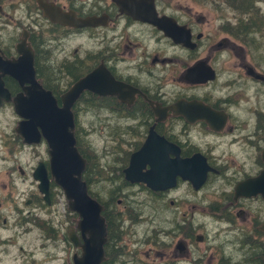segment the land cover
<instances>
[{
  "label": "flooded vegetation",
  "instance_id": "flooded-vegetation-1",
  "mask_svg": "<svg viewBox=\"0 0 264 264\" xmlns=\"http://www.w3.org/2000/svg\"><path fill=\"white\" fill-rule=\"evenodd\" d=\"M37 1L77 18L94 17L99 24L73 27L51 22ZM123 1L0 0V61L14 62L20 51L30 50L36 83L51 93L59 107L74 84L96 71L93 90H82L70 106L74 136L78 129L85 136L99 129L106 137L115 134L117 128L111 125L114 116L125 123L114 126L129 131L126 139L108 137L113 145L108 150L112 158L123 159L120 166L116 164L117 168L109 170L112 160L109 165L100 163L108 178L115 175L123 182L109 197L90 191L89 187L96 190L101 179L93 181L95 167H89L85 158L82 177L90 198L101 206L105 225L104 260L100 264L124 259L128 244L130 248L137 243L135 229L140 225L139 208L144 203L132 199L137 195L151 204L150 243L163 253L156 256H167L163 263L200 264L211 250L215 264H264V200L258 193L245 196V190L239 187L247 181L252 183L264 167V63L258 59L260 44L256 46V41L264 40V11L259 6H264V0L255 1L249 8L230 6L224 0H210L204 6L203 0H196L197 10L187 6L171 10L162 0H134L133 9L138 11L134 16L123 12L130 7H124ZM151 16L163 17L161 22L165 24L174 21L182 29L177 34L180 42H173L151 21L142 20ZM199 76L206 81H199ZM230 76L231 83L227 80ZM28 86L20 85L11 73L0 69V166L4 169L0 170V190L9 194L17 193L18 185L29 178L38 191V182L33 178L36 167L26 172L20 157L24 159L26 147L47 146L44 140L26 145L17 131L23 118L15 111L16 99ZM246 90L253 91L255 102L250 96L242 99ZM129 112H137V116L133 118ZM78 122L83 126L77 128ZM146 141L149 146L145 156L135 160L136 169L141 174L149 172L151 178L164 172V189L155 191L125 180L123 170L131 155L139 153ZM191 159L204 160L208 167L198 188L179 174ZM43 162L49 179L48 202L40 193H33L25 201L39 208L56 205L57 188L47 160ZM210 189L215 191V200L200 206L205 208V217L200 213V219H192L191 212H185L188 197L199 198ZM41 211L24 214L17 210L19 224L30 222L32 227L41 228L43 246L60 245L61 251L68 254L65 264H73V257L81 256V248L71 237L75 234L82 243L78 215L69 212L64 220L55 222L57 212L43 219ZM164 212L169 215L167 231L157 229L153 220L157 213ZM238 221L245 224L238 226ZM203 222L211 224L213 231ZM6 224L7 220L2 219L1 227L8 229ZM199 228L201 234H197ZM230 233L234 235L228 238ZM129 235L127 241L125 236ZM162 237L163 242H159ZM10 242L0 241L4 246ZM195 242L207 245L194 263L189 252Z\"/></svg>",
  "mask_w": 264,
  "mask_h": 264
},
{
  "label": "water",
  "instance_id": "water-1",
  "mask_svg": "<svg viewBox=\"0 0 264 264\" xmlns=\"http://www.w3.org/2000/svg\"><path fill=\"white\" fill-rule=\"evenodd\" d=\"M37 2L38 7L43 11V15L51 22L73 27L99 24V21L94 17L77 18L73 14L69 15L62 12L52 4H45L42 1ZM123 3H125L124 7L130 6L123 9L124 13L131 16L137 14L138 11L133 9L134 0H124ZM162 19L163 17L157 19L151 16L142 20L151 21L159 30L164 31L173 42L179 43L180 39L177 38V34H181L182 29L177 27L172 20H170V23L167 22L168 24L162 23ZM32 60L33 55L30 50L23 49V51H20L18 60L11 63L0 61V69L2 71L11 73L19 81L20 85L23 86L25 83L29 85L26 89H23V93H20L19 99H16L15 111L23 118L17 131L22 134L25 144L31 145L39 143L41 140L45 141L47 144V155H49L48 167L50 174L55 184H58L63 190L68 202V210L76 213L79 217L77 228L80 232L82 243L79 242L75 234L71 237L75 246L81 248V256H74L73 264H100L104 260L105 225L100 215L101 206L90 198L85 181L81 177L86 167L85 159L81 154H78L76 148L74 119L69 110L73 100L78 97L82 90H93L95 83L92 82V77L96 71L74 84L70 91L63 96V105L59 107L51 93L42 89L36 83ZM198 79H200L199 81H206L202 76H199ZM148 146L149 143L146 141L139 153L131 155L128 167L123 170L125 180L130 184L141 183L155 191L156 189H164L165 185L162 182L165 176L164 172H161L156 178H151L149 172L141 174L136 169L135 160L145 156L143 154ZM261 157L264 163V153ZM36 167L33 177L39 181L38 191L44 194V200L48 202L49 179L46 167L42 162H39ZM182 168L179 172L182 179L193 184L195 188L203 184L205 172L208 170L204 160L195 161V159H191ZM239 187L245 190L243 193L245 196L258 193L264 200V167L260 175L252 183L247 181Z\"/></svg>",
  "mask_w": 264,
  "mask_h": 264
},
{
  "label": "rangeland",
  "instance_id": "rangeland-1",
  "mask_svg": "<svg viewBox=\"0 0 264 264\" xmlns=\"http://www.w3.org/2000/svg\"><path fill=\"white\" fill-rule=\"evenodd\" d=\"M163 4L170 8L171 10L174 8H178L179 6L184 7L187 6L189 8H192L194 10H197L198 8V3L196 0H162ZM219 1V0H218ZM210 0H203L204 6H207L209 4ZM262 7V10L264 11V6L259 5ZM9 28V27H8ZM19 30V29H18ZM260 44L259 48H257L258 53V59L261 60L262 63H264V40H258L256 41V46ZM263 45V46H262ZM261 58V59H260ZM225 78L223 77L222 80ZM227 80H231L230 83L233 81V77H228ZM234 87V86H233ZM232 87V88H233ZM228 90V88H227ZM233 91L232 89H229V91ZM236 90V89H235ZM238 91V90H237ZM247 96H250V99L252 102L256 101V97L253 95V91L250 92L248 90L243 93L242 99L247 100ZM262 98V96H260ZM91 109V108H88ZM87 111V109H86ZM90 116H94V113L92 111L89 112ZM103 119L108 118V120L111 119V117H104L107 115H99ZM86 118V117H85ZM87 120L90 121L89 118ZM81 123V122H80ZM115 125H124L125 123L121 121V118L117 116H114L111 122V125L114 128H117L115 133H118L121 128L115 127ZM83 126V123H81ZM86 126V124H85ZM99 129V128H98ZM101 129H99V132L96 130V133L98 134H90L87 135V141H89L91 145L92 152H94L95 156L97 157L98 161L96 162V167L94 172L91 174V178L93 179H99L100 176L99 174L104 173L105 176H108L107 173L102 170L100 167V163L104 161V164L108 161L111 160L112 156L111 153L108 151L112 145L110 142L109 138L106 137L104 133H102ZM96 136L98 138H96ZM104 146V147H103ZM103 158L101 159L102 155ZM47 159L46 155V146H40V147H31L27 148L24 151V159L21 156L20 160H22V165L23 168H25L26 172L30 171V169L37 164L38 161H44ZM237 161H241L240 159H236ZM235 161V160H234ZM229 167H233V165H229ZM0 170H4L3 166H0ZM94 174H96L94 176ZM2 178V176H0ZM98 181V180H97ZM34 194H39V192L36 189V185L34 184V181L32 179H27L25 184L18 185V191L17 193H8L0 190V223L2 222V219L7 220V226L4 229L0 225V241L11 239V242L8 245H1L0 243V258L1 263L0 264H65V257L68 256L67 253H63L61 250V246L59 245L58 248L52 247L50 245H47L46 247L43 246V238H42V229L41 228H34L32 227V224L30 222L24 223V224H19L20 220V215H17V210L23 211L25 214L26 212L29 211H38V209H41L42 211L39 213L41 214L43 219L48 218L49 216H53L57 212V217H55V222L64 220L65 215L69 214V211L67 209V202L65 201L63 193L57 188L56 193V205L54 206H41L40 203L39 205L42 208L35 207L36 205H28L25 203L27 198H30L31 195ZM215 191L213 190H207L205 191L201 197L199 198H194L193 195L188 197V205L186 204V210L185 212H189L191 215L192 219H195L198 217L200 219V216L198 214H202L203 217H205V208H201L200 206H204L208 201H214L215 196ZM13 196L14 202L17 204L16 209L13 204V200L11 199L10 196ZM136 202H143L142 205L140 206L139 210L142 211V213L139 215V221L140 225L138 228H136V232L138 235L135 237L137 239V243L135 246H131L128 249V251L124 254V259H116V261L113 264H166L168 261L164 262L167 260V256H156V254H163L161 251L155 250L154 248L156 245L153 246L150 242H152L153 235L151 233V230H153V227L151 225L150 220V211L148 210V207L151 205L149 204V201L146 198H139V196H135L132 198ZM195 203V204H193ZM127 207V206H126ZM128 208V207H127ZM204 213V214H203ZM157 213V216L153 220L155 221V226L158 229H163V231H167L169 228L167 227L169 224H167V216L169 215L167 213ZM174 215V214H173ZM125 219V223L128 224L126 221V217L122 218ZM53 221V222H54ZM54 222V223H55ZM199 222H202L199 220ZM210 222H212L210 220ZM206 224V227L209 228V230H212V225L210 226L206 222H203ZM245 223L243 221H238L237 225H244ZM147 231V232H146ZM145 232L147 233L145 236ZM201 228L197 230V234H201ZM233 233H230L228 238L232 236ZM132 235V234H131ZM234 235V234H233ZM126 240H130V235L125 236ZM163 237L161 239H158L159 242L162 241ZM129 243V242H128ZM176 243V242H175ZM215 243V242H214ZM207 244H202L199 242H195L191 250H190L189 255L190 258H193L194 263L198 259V253H203L202 251L206 247ZM227 250V249H226ZM196 252V253H194ZM169 255V254H168ZM201 255V254H200ZM212 256V259H211ZM52 258L53 260L49 259ZM131 260L130 263L127 262V260ZM216 258L214 257L213 252L210 250L209 252L206 253L205 258L200 261V264H215ZM67 264V263H66Z\"/></svg>",
  "mask_w": 264,
  "mask_h": 264
},
{
  "label": "trees",
  "instance_id": "trees-1",
  "mask_svg": "<svg viewBox=\"0 0 264 264\" xmlns=\"http://www.w3.org/2000/svg\"><path fill=\"white\" fill-rule=\"evenodd\" d=\"M255 1H258V0H224V2L227 5H230V6L231 5H237V7H240L239 5H241L244 8H249V6L251 7L253 5V3H255ZM136 113L137 112H129L127 114L128 115L131 114V116L133 118H135L137 116ZM143 117H145V116H143ZM86 123L89 124V122H86ZM80 124L81 123L78 122L77 128H78V126H80ZM122 128H126V127H122ZM79 132H80V130L78 129V131H77V133L75 135L76 142H77L76 146L78 148V151L80 152V154H82L84 156V158H86L88 160L87 162L89 163L88 164L89 167H92V166L96 167V162L98 161V159L95 156L94 152H92L91 145H90L89 141H87V136L81 135ZM128 134H129V131L120 130L118 133H115V134L110 133V134H108L109 135L108 137L114 139L115 141H119V139H126V137L129 136ZM96 138H98V137H96ZM87 155H88V157H86ZM112 155H113V153H111V156ZM90 159H91V165H90ZM111 160H112V162L110 163V167L108 166L109 170H110V168H111V170L117 168V165L120 164L119 161L120 160L123 161V159L119 160L117 158H111ZM109 173H111V172H109ZM95 175L96 174H94V176ZM99 176H100L101 180L97 184L96 190H94L93 188L91 189L90 187H89V189H90V191H93V193H100L103 197H105V196L109 197L110 195H112L116 191L115 190V186H117L119 184L120 185L123 184L122 180L116 178L115 175H113L112 177L108 178V176H105L104 173H102V171H101ZM86 181H87V183L89 182V180H86ZM148 210L150 211L149 208H148ZM34 224L39 225L40 222H36ZM159 229H160V227H159ZM114 232H116V230H114Z\"/></svg>",
  "mask_w": 264,
  "mask_h": 264
}]
</instances>
